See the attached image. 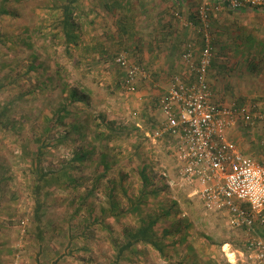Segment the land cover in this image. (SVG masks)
<instances>
[{
  "label": "rangeland",
  "instance_id": "rangeland-1",
  "mask_svg": "<svg viewBox=\"0 0 264 264\" xmlns=\"http://www.w3.org/2000/svg\"><path fill=\"white\" fill-rule=\"evenodd\" d=\"M61 2L62 0H6L5 4L8 5L9 10L16 14L0 17V34L2 35L0 49L5 43L10 47L1 49L4 53L0 55V58L3 57L5 61H0V80L4 85L0 90V97L13 98L20 92H26V96L18 101L19 113H24L25 118L38 130L50 123L53 105L60 103L58 101L60 98H65L69 88L61 92L62 86L55 87L52 95L33 92L37 83L36 79L40 77L38 78L37 75L36 78L33 76L35 74H27L29 63L32 60V49L22 43L19 36L27 35L23 32L29 29L39 31V34L33 37L35 49L44 47V42L49 36L48 29L55 18L51 15L54 12L51 7ZM212 2L213 5L215 2L219 4L216 10L222 12L221 15L226 9H233L224 5L223 0H206L202 6L208 7ZM259 2L260 9L249 12L233 9L234 12L228 15L225 13L227 18L221 21L231 24L229 27L233 29L248 25L255 26L259 28L258 33L262 36L264 35V0H259ZM232 36H238L237 32L232 33ZM56 47H51L46 52L42 49L47 60L53 59L58 54L55 53ZM99 57V61L92 66H78L75 60L72 61L63 55L58 58L65 64L68 77L72 73L71 83L79 79L89 88L93 115L103 112L108 115V118L115 119L119 125L135 126L142 130L146 128L145 134L149 139L146 141L142 139L145 146L140 150L139 155L134 153V147L141 140L137 138L124 141L123 149L117 152V157L119 155L123 162L122 168L130 175L125 180L124 187L128 195L132 196L133 202L137 199L139 188L143 183L135 168L144 164L149 176V188L161 190L159 196L152 197L153 200L149 202V205L161 215L170 207L174 208L172 220L171 218L163 219L166 231H170V236H166V241H175L169 247L168 255L162 256L151 246L142 245L140 251H137L139 256H135L139 257L137 264H224L232 262L233 256L230 252L233 250L236 252L235 261H239L238 264H251V259L244 247V241L248 235L246 229L231 227L227 223L225 211L208 209L196 192L195 186L188 184L182 178L174 141L168 137L154 138L152 136L153 131L151 130L159 125L158 120L161 117L160 109L154 98L157 93L154 87H158L156 82L159 81L160 76L156 74V69L142 68L148 76L139 77L136 81L137 88L131 91L127 87L114 86V81L119 78L120 73L114 65L103 62L105 59L102 55ZM227 59L229 60L228 67L223 70L224 74L219 77L217 90L214 91L216 96L219 95L215 98V102L221 103L219 99H222L221 104L234 105L237 100L245 98V104L249 109L257 114H264V77L261 74L251 73V70L247 71L241 59L233 57ZM236 62L242 65L238 67L235 65ZM174 73H170L172 74L169 79L170 85L175 75L184 78L180 73ZM9 74L22 76L16 82L11 83ZM147 116L152 119L148 120ZM149 121L153 124L150 129L146 127ZM232 127L241 131L250 129L255 131L252 132L256 133V137H259L263 145L262 159L264 161L263 122L258 119L253 124L239 121ZM0 147L1 163L7 166L4 175L12 176L7 182L0 184V264H108V257L111 256L112 250L107 241L108 235L102 231L99 223L96 226L94 252L74 253L77 259L68 254L66 239V242H62L56 237L57 251L53 248L54 242L46 250L41 251L38 248L33 242L32 233L28 232L30 219L33 218V200L27 176L28 162L24 158L26 155L22 152L21 145L16 138L12 135L5 136L2 131H0ZM57 148L47 156L54 168L68 163L74 152L73 145L69 146L68 142ZM253 158L259 160L260 157ZM91 186V183L83 184L80 192L86 193ZM118 194V199L123 205L131 202L123 189H119ZM74 195L68 190H55L48 201L47 215L51 222L61 223L64 227L68 225V199ZM105 204H107V196L105 192L99 190L92 205L99 211L100 207L105 208L103 206ZM106 213H109L108 210ZM117 222L113 218L114 226ZM135 223L137 219L133 218L131 224ZM226 240H230V246L224 243ZM9 248L12 251H9ZM91 257L94 258L93 261H89Z\"/></svg>",
  "mask_w": 264,
  "mask_h": 264
},
{
  "label": "trees",
  "instance_id": "trees-1",
  "mask_svg": "<svg viewBox=\"0 0 264 264\" xmlns=\"http://www.w3.org/2000/svg\"><path fill=\"white\" fill-rule=\"evenodd\" d=\"M5 1L0 2V17L15 15L16 13L9 10ZM205 1H201L192 17L185 19V22L187 21L196 26L201 34L203 45L198 56H196V64L199 63L201 52L205 46V21L200 11ZM79 2L80 0H62L61 3L52 5L51 8L54 12L51 15L55 18L48 29L49 36L47 41L44 42V47L41 46L39 49H35L33 37L39 34V31L29 29V31L23 32L27 35L19 36L21 42L32 49V60L29 63L27 74H35L34 77L37 75L38 78L40 77L36 79L37 83L33 92L38 91L52 95L55 87L62 86L61 92L65 91L67 87L69 88L65 98H60L58 100L60 103L56 106L53 105L50 123L38 130L33 123L25 118L24 113H19L18 101L26 96V92H20L13 98L10 96L6 99L0 97V131L5 136L12 135L13 138H16L21 145L22 152L26 155L24 158L28 162L27 176L29 177L30 194L33 200V218L30 219L28 232L32 233L33 242L37 244L41 251L46 250L52 242L55 243L53 248L57 251L56 237L62 242L66 239L68 241L66 244L69 249L68 254L77 259L78 257L74 253L81 251L94 252L93 247L97 235L96 226L99 223L102 231L108 235L107 241L112 250L111 256L108 257V264H137L139 257L135 256H139L137 251H140L142 245L151 246L159 254L166 256L169 247L175 241H166V236H170V231H166L163 219L171 218L170 220H172L174 208L170 207L161 215L153 206L149 205V202L153 200L152 197L159 196L161 190L149 188V176L144 164V166L135 168L143 183L139 188L137 199L133 202L132 196L128 195L124 187V182L130 175L128 171L122 168V159L119 158V155L117 157V152L123 149V142L136 138L141 139L134 147V153L139 155L140 150L145 146L142 139L145 141L149 139L145 134L146 128L142 130L135 128V126L119 125L115 119L108 118V115L103 112L93 115L89 88L79 79L71 83L70 77L73 75L70 73V77H68L66 66L59 59L60 55H63L72 61L75 60L74 62L78 66H92L99 61V56L102 55L105 59L103 62L111 66L114 65L117 72L120 73L119 78L114 81V86L117 88L127 87L125 81L126 71L116 61V58L120 53L127 55V51L129 53L130 50L123 49V43L117 49L113 44H108V49L105 50L104 44L92 41L86 43L82 39V34L84 26L87 25L89 20L82 17L83 9L81 11ZM223 4L228 6L225 2ZM217 7H219V4L216 2L214 5L212 2L207 7V20L212 35L211 44L213 48V60L208 69L207 80L212 91L219 70L221 72V69L225 70L228 67V60L219 57V55L224 54L225 43L224 41L221 43L220 37L223 30H218L221 24L219 17L222 12H218ZM258 9H260V6L255 5L240 10L249 12ZM224 12L232 13L234 11L228 8ZM214 22H217L218 25ZM244 31L245 28L242 34H244ZM245 34L247 35L245 43H243L244 48L239 45L240 54L244 55L243 60L248 63L245 67L248 71L251 70L250 72L261 74L264 77V35L259 36L250 31L245 32ZM1 38L2 35L0 34ZM51 47H56L55 53L58 54L53 59L47 60L45 54L42 53V49L43 52H46ZM4 48L9 49L10 47L5 43L1 49ZM192 48L194 51V44L189 41L182 55ZM1 49L0 55L4 53ZM127 57L129 56L127 55ZM0 59V61H5L3 57ZM138 66L146 69L143 64H138ZM236 66L239 67V64ZM193 74L194 72L190 74V77L188 76L189 78L184 77L183 79L193 80ZM9 75L11 83L16 82L22 76ZM3 86L0 80V90L3 89ZM161 98L156 100L157 105L158 100ZM234 105H246L245 98L237 100ZM147 119L152 118L147 116ZM160 119L162 120V116L158 122L161 121ZM152 126L153 124L149 121L146 127L150 129ZM155 128L151 131H154ZM59 131L60 133H58ZM262 134L264 136L263 129ZM168 138L172 139L171 137ZM65 142H68L69 146L70 144L73 145V157L68 163L60 165L59 168H54L47 156L51 155L52 152L58 149L57 147ZM1 162L0 160V184L12 178V176L4 175L7 166ZM85 183H91L92 186L83 194L80 189ZM56 189L68 190L73 195L75 194L74 197L68 199V225L65 227L61 223L51 222L47 215L48 201ZM119 189H123L128 196V200L131 201L127 205H123L118 199ZM99 190L105 192L107 204L103 205L105 208L100 207L98 211L92 203ZM78 200L80 201L77 202ZM107 210L108 214L106 213ZM113 218L118 221L116 226L112 224ZM133 218L137 219V223L131 224ZM9 251H12V249L9 248ZM93 259L91 257L89 261H93Z\"/></svg>",
  "mask_w": 264,
  "mask_h": 264
},
{
  "label": "built area",
  "instance_id": "built-area-1",
  "mask_svg": "<svg viewBox=\"0 0 264 264\" xmlns=\"http://www.w3.org/2000/svg\"><path fill=\"white\" fill-rule=\"evenodd\" d=\"M224 2L233 9L260 4L259 0ZM200 11L205 21V46L199 63H195L193 48L183 54L194 79L173 77L167 94L158 100L162 120L152 136L173 139L182 178L195 186L208 209L225 211L231 227L246 229L245 249L251 264H264V237L256 228H264V161L245 155L227 136V130L237 122L253 124L256 119L263 122L264 132V114L246 105H223L213 100L207 80L213 60L208 8L202 6ZM116 61L126 71L125 81L131 91L139 77L148 76L125 53Z\"/></svg>",
  "mask_w": 264,
  "mask_h": 264
},
{
  "label": "crops",
  "instance_id": "crops-1",
  "mask_svg": "<svg viewBox=\"0 0 264 264\" xmlns=\"http://www.w3.org/2000/svg\"><path fill=\"white\" fill-rule=\"evenodd\" d=\"M202 0H80L81 11L83 9V18L89 20L84 26L82 39L86 43L104 44V50L108 49V44H113L117 49L123 43V49L127 51L130 61L134 64H143L146 67L156 69L159 81L158 87H154L155 99L164 97L170 86V77L172 72L180 73L185 78H189L192 73L188 62L182 58V53L186 44L190 41L194 44V59L198 56L202 48L201 34L197 27L191 23L185 22V19L192 17L195 10ZM180 13V15H178ZM230 12H224L220 17L218 30L221 33V43L224 41V54L221 59L229 57L238 58L244 62V55L240 54V47L244 48L245 37L249 31L258 33L255 26H243L240 29H233L231 24L222 22L226 20ZM239 15V13L235 12ZM234 14V13H233ZM85 21V20H84ZM216 21V20H214ZM216 25L217 22H214ZM223 25V26H222ZM227 25V26H226ZM217 27V26H215ZM244 34H242V31ZM237 32L238 36L233 37ZM95 36V37H94ZM243 36V37H242ZM243 40H242V38ZM228 39V40H225ZM240 45V47H239ZM227 55V56H226ZM228 60V59H227ZM229 61V60H228ZM246 61V60H245ZM224 63V62H223ZM229 64V63H228ZM242 65L236 62L235 65ZM224 69L219 70L216 81H214L213 92L217 90L219 77L224 74ZM248 71V70H247ZM254 73V72H251ZM259 75L258 73H256ZM189 76V77H188ZM213 100L216 92L213 93ZM221 100L222 103V99ZM220 103V102H219ZM162 116V112L160 110ZM261 132V129H259ZM241 131L236 127L227 130V136L235 142L239 149L247 156L260 157L258 161L263 162V145L259 137H256L255 131ZM260 154V155H259ZM262 155V156H261ZM258 233L264 237V228L257 225ZM245 229V228H244ZM247 239V238H246ZM224 243L230 246V240ZM246 240L244 241V245ZM245 247V246H244ZM232 254L231 264H238L235 250Z\"/></svg>",
  "mask_w": 264,
  "mask_h": 264
}]
</instances>
